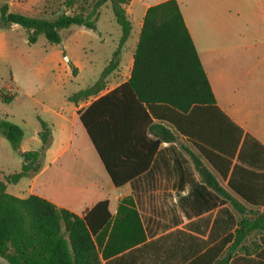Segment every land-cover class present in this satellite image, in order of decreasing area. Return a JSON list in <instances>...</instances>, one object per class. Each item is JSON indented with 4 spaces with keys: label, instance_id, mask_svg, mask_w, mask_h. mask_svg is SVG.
<instances>
[{
    "label": "trees",
    "instance_id": "obj_1",
    "mask_svg": "<svg viewBox=\"0 0 264 264\" xmlns=\"http://www.w3.org/2000/svg\"><path fill=\"white\" fill-rule=\"evenodd\" d=\"M76 1L64 0V4L72 8ZM106 1H109L121 30L119 43L100 77L68 95L69 101L77 103L103 90L107 75L118 67L122 46L131 31L125 10L129 0H94L85 11L61 12L53 19L10 10L8 3L3 2L0 5V26L16 24L22 27L27 32L28 42H33L41 33L49 43L57 44L62 39L61 28L80 25L96 29L99 7ZM0 98L9 101L11 96L1 90ZM78 114L115 186L145 170L162 141L176 140L175 131L189 133L202 141L204 145L195 143L198 153L182 146L201 181L194 188L195 199L207 202L211 198L207 190L210 188L229 202L236 216L230 209L225 210L227 217L225 226H222L228 229V246L222 256L202 252L187 264H264V249L246 252L248 247L244 244L251 232H264V213L247 208L228 192L200 157L203 155L224 177L231 162L229 157L234 155L237 147L236 158L240 162L257 165L244 150L250 146L248 142L263 149L264 146L247 134L239 142L241 129L216 105L177 0H163L145 9L128 78L97 96ZM38 120L40 148L22 150L21 126L0 117V134L22 159L20 169L5 176L8 183H16L23 176H33L42 168L43 154L51 143V128L46 121ZM188 123H205L208 127L188 130ZM244 172L256 176L255 181L243 183ZM238 174L241 176L239 180L235 177ZM263 178L264 172L256 173L234 164L227 186L246 203L264 205V187H254L257 181H264ZM247 213H255V216L249 217ZM109 217L106 199L99 200L79 215L36 194L26 197L12 195L5 191V184L0 181V257L6 260V264H101L92 236L108 222ZM214 226L218 227L216 219Z\"/></svg>",
    "mask_w": 264,
    "mask_h": 264
},
{
    "label": "crops",
    "instance_id": "obj_2",
    "mask_svg": "<svg viewBox=\"0 0 264 264\" xmlns=\"http://www.w3.org/2000/svg\"><path fill=\"white\" fill-rule=\"evenodd\" d=\"M160 1L163 0L145 3L141 21L145 9ZM132 2L129 1L126 14ZM179 7L216 105L241 129L239 142L247 134L264 146V0H239V27L208 25L196 11L185 13L180 4ZM140 25L141 22L137 32ZM231 38L237 40L231 41ZM131 65L132 57L124 69L119 61L118 67L107 75L103 90L68 106L70 117L63 109H52L51 143L45 150L42 168L31 177L29 194L41 196L79 215L106 199L109 220L92 236L101 264H187L202 252H215V256L220 257L228 246V229L222 226L227 217L225 210L230 209L235 216L236 212L210 188L207 190L211 198L207 202L195 199L194 188L201 181L182 146L198 153L195 143L204 145L202 141L189 133L175 131L176 140L162 141L145 170L115 186L79 120V111L128 78ZM186 126L188 130L208 127L205 123ZM38 129L35 137L40 141ZM81 144L87 145L89 152L83 151ZM248 145L244 152L257 165L240 162L236 158L237 147L229 157L231 162L224 177L203 155L200 157L228 192L247 208L264 213V205L246 203L227 186L234 164L256 173L264 172V149L253 142ZM21 148L25 149L22 143ZM40 175H43V186L36 191ZM235 177L241 179L239 174ZM255 177L244 172L242 181H255ZM0 181L6 191L8 182L1 178ZM262 186L264 181L261 180L254 184V187ZM127 198L129 201H122ZM247 216L254 217L255 213H247ZM215 219L218 227H213ZM255 232L260 233L261 238L246 252L264 249V232L259 230L247 235L244 244L249 246V237Z\"/></svg>",
    "mask_w": 264,
    "mask_h": 264
},
{
    "label": "rangeland",
    "instance_id": "obj_3",
    "mask_svg": "<svg viewBox=\"0 0 264 264\" xmlns=\"http://www.w3.org/2000/svg\"><path fill=\"white\" fill-rule=\"evenodd\" d=\"M93 1L77 0L72 8L66 7L64 0H0V5L7 2L10 10L53 19L61 12L85 11ZM156 1L133 0L130 5L127 17L131 22V33L122 46L120 59L123 69L133 54L144 5ZM177 2L185 13L196 11L205 24L239 27V0ZM128 6L129 2L125 4V10ZM59 32L62 39L57 44L49 43L41 33L33 42H28L27 32L22 27L16 24L0 26V91L11 96L9 101L0 98V117L21 126L20 148L21 143L25 148L22 150L40 148V141L35 137L38 118L50 125L52 109H63L70 117L68 106L73 103L68 101L67 95L91 85L100 77L121 35L109 1L99 7L96 29L70 25ZM81 148L89 152L87 145L81 144ZM21 161L18 151L0 134V178L5 179L8 173L19 170ZM31 177L23 176L16 183H7L6 191L20 197L28 196ZM42 186L43 175H40L35 190L39 191ZM260 238L258 232L250 235L251 243L247 247L257 244ZM0 264H6L2 257Z\"/></svg>",
    "mask_w": 264,
    "mask_h": 264
}]
</instances>
